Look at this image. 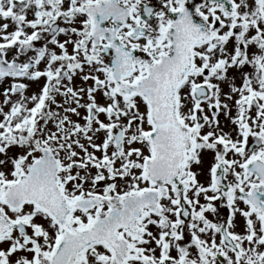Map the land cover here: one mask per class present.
I'll return each instance as SVG.
<instances>
[{"label":"snow or ice","instance_id":"obj_1","mask_svg":"<svg viewBox=\"0 0 264 264\" xmlns=\"http://www.w3.org/2000/svg\"><path fill=\"white\" fill-rule=\"evenodd\" d=\"M0 264H264V0H0Z\"/></svg>","mask_w":264,"mask_h":264}]
</instances>
